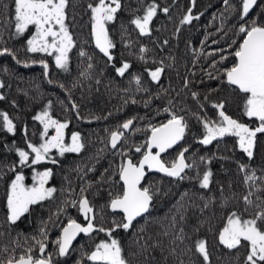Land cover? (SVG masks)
Wrapping results in <instances>:
<instances>
[{
  "label": "trees",
  "instance_id": "1",
  "mask_svg": "<svg viewBox=\"0 0 264 264\" xmlns=\"http://www.w3.org/2000/svg\"><path fill=\"white\" fill-rule=\"evenodd\" d=\"M96 2L68 0L65 23L74 46L65 70L57 67L55 55L28 51L34 26L16 34L14 0H0V49L11 53L0 55V113H6L14 126L9 132L0 116V264L29 250L39 258L38 241L46 244L43 255L51 254L52 264H98L88 255L98 243L112 238L119 241L128 264H245L248 242L229 249L220 242L219 233L232 212L250 219L264 211V133L256 134L251 157L234 135L226 134L207 145L200 140L205 134L204 120L219 122V110L213 105L221 101L226 115L253 129L259 126L256 118L244 114L246 94L227 82L224 69L236 62L234 53L245 35L239 32L240 25L252 21L264 25V0H256L243 20L241 0H229L227 5L224 0H155L159 7L148 34H141L132 20L143 16L153 0H120L115 19L106 24L115 45L110 49L111 61L96 47L92 35L88 5ZM165 7L167 13L162 11ZM189 9L194 19L182 24ZM82 51L86 54L81 55ZM221 56L227 59L221 61ZM41 61L47 63V71ZM124 62L130 68L121 76L116 69ZM161 66L163 73L153 81L147 70ZM135 76L140 77L139 85ZM45 111L52 119L67 122L65 144H71L76 132L84 147L79 153L64 155L52 149L49 158L37 164L31 163L34 154H30L21 164L17 149L30 152L28 143L38 146L55 134L49 128L47 136L41 135L44 125L35 117ZM172 112L183 116L187 127L182 141L161 159L170 164L187 148L185 162L191 167L181 174L183 179L146 171L142 186L153 194L147 213L137 217L128 230L116 228L111 237L100 231L81 235L66 255H58L55 242L69 218L86 224L78 207L66 203L79 200L82 188L94 208L97 227L110 229L115 227L113 221H123V214L109 207V194L122 191L119 166L128 158L138 163L146 148L137 153L135 147L145 145L150 126L166 123ZM129 119L133 124L113 149L110 133ZM34 168L51 170L47 184L56 191L29 205L12 222L8 187L17 173L31 178ZM206 171L211 172L210 182L203 188L200 180ZM253 175V180L245 179ZM246 196L251 204L245 202ZM199 240L205 241L207 261L196 249Z\"/></svg>",
  "mask_w": 264,
  "mask_h": 264
},
{
  "label": "snow or ice",
  "instance_id": "2",
  "mask_svg": "<svg viewBox=\"0 0 264 264\" xmlns=\"http://www.w3.org/2000/svg\"><path fill=\"white\" fill-rule=\"evenodd\" d=\"M224 3L227 5L229 0H224ZM241 3V19L243 20L248 15L250 8L256 3V0H241ZM14 4L16 34L24 33L29 26L35 27V33L27 41L28 51L46 53L50 56L55 55L57 67L67 70L68 52L74 46L71 33L65 23V9L68 0H14ZM158 7L155 0H153L144 9L143 16L138 15L132 20V23L139 29L141 34H148L150 32L149 25L153 17L156 16ZM88 8L92 13V35L95 38L96 47L111 61L113 57L110 54V49L114 48L115 45L108 37L106 24L115 19V14L121 8L120 0H97L95 4L90 3ZM162 11L167 13L169 9L165 7ZM192 19L194 17L191 15V9H189L188 14L183 17L181 23H190ZM239 32L245 35L234 53L236 62L231 67L224 69V75L230 85L237 86L242 93L246 94L244 114L249 118H256L260 122L259 126L253 129L247 124L226 115L223 110L224 102L221 101L213 105L219 110L218 115L220 120L219 122L203 121L205 134L200 143L207 145L226 134L234 135L238 137L240 148L251 157V149L256 134L264 133V25H259L255 21H252L249 25L241 24ZM144 51L145 49L141 48V52ZM5 53L11 54L8 48L0 49V55ZM85 54L83 51L81 52V55ZM225 59H227L226 56H221V61ZM40 63L45 68V71H47V63L44 61ZM216 63V61L213 62V67H215ZM129 68L130 64L124 62L116 71L119 75L123 76ZM147 71L153 81H158L164 69L161 66L155 68V70ZM134 80L137 85L140 84L139 76H135ZM185 83L187 85V81ZM197 95L195 92L192 93L193 98H196ZM75 107L76 105L74 104L73 108ZM165 111L170 110L165 109ZM0 116L3 117L4 127L9 132L14 131L12 120L9 119L8 115L0 113ZM35 119L40 120L44 125L42 137L47 136L49 128H54L55 134L44 139L38 146L28 143L27 147L31 150L30 152L17 149L21 164H25L28 161L30 154H34V159H32L31 163L37 164L49 158L48 154L52 149H57L60 155H64L66 152L79 153L84 147L81 143L80 134L76 132L72 133L71 144H65L64 129L68 126L67 122L52 119L47 111L42 116L35 117ZM132 124L133 120L129 119L120 125L117 130L110 133L109 143L113 149H116L119 142L124 138L123 130H128ZM186 127L187 124L184 117L172 112L170 119L166 123L159 126H150L151 135L148 137L145 145L135 147L137 153L142 151V147L146 148L138 163H133L132 159L128 158L119 166V180L123 182L122 191L115 195L109 194V207L113 211L120 210L123 213V221L120 223L113 221L114 228L105 229L97 227L94 223V208L91 206L87 196L83 195L85 191L83 188L81 189L79 200L66 202L71 203L73 207H78L86 224L82 225L75 219L69 218L67 224L62 227L61 236L55 242L58 246V255H66L72 242L80 233L91 234L94 231H100L106 232L111 237L112 232L116 228L128 230L137 217H141L147 213L153 199V194L149 187L141 185V181L145 177L146 167L149 170L165 173L170 177L183 179L181 174L186 168L191 167V165L185 162V153L188 149H183L170 164L165 163L161 159V154L183 139ZM153 149H156V151L154 152ZM121 155H125V153H121ZM243 168L244 165H241V169ZM50 175L51 170L36 173L34 180L38 178V183H34L32 187H26L23 183V175L16 174L6 193L8 219L10 221L15 222L19 219L21 215L28 211L29 205L52 196L56 189L45 187ZM210 176V171H206L203 174L200 180L201 187L207 188L209 186ZM254 178L253 175L246 176L245 179L253 180ZM244 199L246 203H252L247 196ZM260 222H264V211L258 212L254 218L250 219H244L241 214L232 212L227 218L226 225L219 233V240L229 249L241 246L242 241L248 242L250 248L245 264H258V262L259 264H264V223ZM42 234L47 235L43 230ZM177 239H183V237L178 236ZM37 243L39 244L41 253L39 258H34L30 254L31 250H29L27 254H22L18 258L15 256L9 257L7 264H52L51 254L47 257L43 255L46 244L43 241H38ZM196 249L203 256L204 260L207 261L208 252L204 240L196 242ZM88 259L98 262V264H128L122 254L120 243L115 238H112L110 242L101 241L98 243L95 250L88 255Z\"/></svg>",
  "mask_w": 264,
  "mask_h": 264
},
{
  "label": "rangeland",
  "instance_id": "3",
  "mask_svg": "<svg viewBox=\"0 0 264 264\" xmlns=\"http://www.w3.org/2000/svg\"><path fill=\"white\" fill-rule=\"evenodd\" d=\"M30 31V30H29ZM33 32L35 33V27H34V30H33ZM30 38H31V36H30ZM29 38V39H30ZM124 131V130H123ZM64 140H65V138H64ZM71 143V142H70ZM33 170H35L33 173H32V175H31V178H25L24 176V181H23V183H24V185L26 186V187H32L33 185H34V183H38V178L36 179V180H34V177L36 176V173H40V172H44L45 170H47V169H45V168H41V169H33ZM19 174H21V175H24L22 172H20ZM16 176V175H15ZM15 176L13 177V179L15 178ZM50 178V177H49ZM48 178V179H49ZM48 181V180H47ZM45 187L46 188H50L49 186H48V184L46 183L45 184ZM67 224V223H66ZM65 226V225H64ZM62 229V228H61ZM223 229V228H222Z\"/></svg>",
  "mask_w": 264,
  "mask_h": 264
},
{
  "label": "water",
  "instance_id": "4",
  "mask_svg": "<svg viewBox=\"0 0 264 264\" xmlns=\"http://www.w3.org/2000/svg\"><path fill=\"white\" fill-rule=\"evenodd\" d=\"M252 7H253V6H252ZM250 9H251V8H250ZM158 126H159V125H158ZM124 131L126 132V131H128V130H124ZM150 135H151V133H150ZM150 135H149V136H150ZM109 139H110V138H109ZM181 141H182V140H180L176 145H178ZM176 145H174V146H176ZM174 146H173V147H174ZM168 150H169V149H168ZM168 150H167V151H168ZM153 151L155 152L156 149H153ZM167 151H166V152H167ZM166 152H165V153H166ZM165 153H162L161 156H162L163 154H165ZM141 158H142V157H141ZM141 158H140V159H141ZM140 159H139V160H140ZM139 160H138V161H139ZM133 163H134V162H133ZM146 171H147V172L151 171V172H158V173H160V172L157 171V170H149V169H147V167H146V168H145V175H146ZM144 178H145V177H144ZM144 178H143V180L141 181V185L143 184L142 182L144 181ZM121 183L123 184L122 181H121ZM116 211L119 212L120 210H116ZM120 212H121V211H120ZM121 213H122V212H121ZM122 214H123V213H122ZM77 222L80 223L79 221H77ZM80 224H82V223H80ZM65 225H66V224H65ZM82 225H84V224H82ZM61 230H62V229H61ZM61 234H62V231H61V233H60V236H61ZM81 235H87V234H84V233H80V234H78L77 237H76V239L72 242L71 246L77 241V238H78L79 236H81ZM71 246H70V247H71ZM90 254H91V253H90ZM5 264H7V263H5Z\"/></svg>",
  "mask_w": 264,
  "mask_h": 264
},
{
  "label": "bare ground",
  "instance_id": "5",
  "mask_svg": "<svg viewBox=\"0 0 264 264\" xmlns=\"http://www.w3.org/2000/svg\"><path fill=\"white\" fill-rule=\"evenodd\" d=\"M126 160H127V159H126ZM126 160H125V161H126Z\"/></svg>",
  "mask_w": 264,
  "mask_h": 264
}]
</instances>
